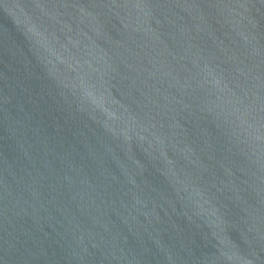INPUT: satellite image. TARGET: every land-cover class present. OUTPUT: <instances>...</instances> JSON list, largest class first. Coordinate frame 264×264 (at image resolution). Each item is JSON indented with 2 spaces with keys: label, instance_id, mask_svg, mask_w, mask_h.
<instances>
[{
  "label": "water",
  "instance_id": "water-1",
  "mask_svg": "<svg viewBox=\"0 0 264 264\" xmlns=\"http://www.w3.org/2000/svg\"><path fill=\"white\" fill-rule=\"evenodd\" d=\"M0 264H264V0H0Z\"/></svg>",
  "mask_w": 264,
  "mask_h": 264
}]
</instances>
